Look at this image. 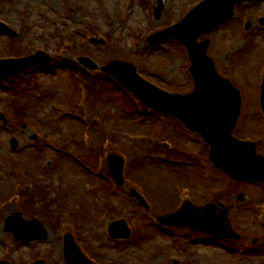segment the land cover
<instances>
[{"label": "rangeland", "instance_id": "1", "mask_svg": "<svg viewBox=\"0 0 264 264\" xmlns=\"http://www.w3.org/2000/svg\"><path fill=\"white\" fill-rule=\"evenodd\" d=\"M161 1L163 9L155 16L159 0H0V21L18 33L15 39L0 35V59L37 51L53 58L49 68L0 82V261L28 264L39 258L44 264H66L64 233L70 232L83 253L96 257L94 264H172L173 259L179 264H264V224L256 220L264 187L234 183L209 164L205 146L181 123L147 109L100 69L89 74L77 62L81 56L98 67L112 60L130 62L157 87L190 92V62L183 47L175 41L153 46L146 40L202 0ZM260 17L264 0L238 5L235 17L208 36V54L218 73L242 94L236 137L255 141L264 138ZM75 66L85 75L71 74ZM78 76L85 78L81 84ZM82 83L90 88L86 96ZM258 151L264 154V142ZM105 153L125 160V180L114 193ZM132 188L144 194L148 210L129 196ZM210 188L214 193L205 194ZM187 197L197 207H214L239 234L237 241L228 239L222 247L180 227H172L170 235L161 233L151 217L170 212ZM22 200L35 208L27 204L24 210ZM17 211L28 220L37 214L47 237L15 241L6 219ZM114 220L125 222L129 239L109 236ZM11 223L25 234L26 225ZM194 235L202 240L191 241Z\"/></svg>", "mask_w": 264, "mask_h": 264}, {"label": "water", "instance_id": "2", "mask_svg": "<svg viewBox=\"0 0 264 264\" xmlns=\"http://www.w3.org/2000/svg\"><path fill=\"white\" fill-rule=\"evenodd\" d=\"M246 1L252 0H205L187 13L179 24L150 38L153 44L175 39L186 46L195 84L190 94H169L159 90L143 80L131 63L112 61L102 67V70L118 79L146 105L159 112L177 116L188 128L198 132L210 145L209 159L230 177L264 182V158L256 155L253 143L237 141L231 134L240 113V93L228 80L218 76L212 58L207 55L209 40L197 41L203 33L210 34L230 20L236 3ZM161 10L160 3L156 8V14ZM260 23L264 25V18L260 19ZM0 32L16 35L2 23H0ZM49 61L50 58L44 53L19 60H0V80ZM79 61L89 69L97 67L89 58L82 57ZM261 104L264 110V82ZM15 146L16 142L13 143V147ZM109 162L113 178L118 183H122V159L111 155ZM132 193L134 194V191ZM210 211L208 207L196 209L190 203H186L177 213L161 217L160 220L168 225L188 226L214 235L232 236L225 228L223 219L210 215ZM6 221L7 229L17 240L46 238V232L37 220L27 221L22 219L20 214H14ZM11 222L26 225L25 234H19ZM110 233L114 237H128L130 234L121 221L112 223ZM65 252L69 264H90L80 254L70 236H67Z\"/></svg>", "mask_w": 264, "mask_h": 264}]
</instances>
